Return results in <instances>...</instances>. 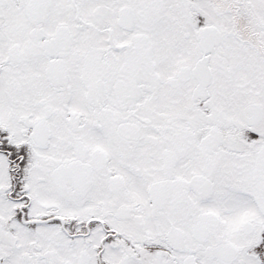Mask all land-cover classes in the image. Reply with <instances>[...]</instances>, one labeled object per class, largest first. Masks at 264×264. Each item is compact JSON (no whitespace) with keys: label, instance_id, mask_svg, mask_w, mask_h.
Instances as JSON below:
<instances>
[{"label":"snow or ice","instance_id":"6c2138e0","mask_svg":"<svg viewBox=\"0 0 264 264\" xmlns=\"http://www.w3.org/2000/svg\"><path fill=\"white\" fill-rule=\"evenodd\" d=\"M0 264H264V0H0Z\"/></svg>","mask_w":264,"mask_h":264}]
</instances>
